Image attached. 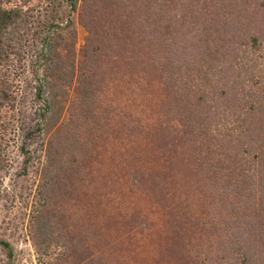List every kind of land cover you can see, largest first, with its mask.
Wrapping results in <instances>:
<instances>
[{
    "label": "trees",
    "instance_id": "1",
    "mask_svg": "<svg viewBox=\"0 0 264 264\" xmlns=\"http://www.w3.org/2000/svg\"><path fill=\"white\" fill-rule=\"evenodd\" d=\"M45 1L0 0V123L15 107V67L27 55L35 61L38 106L20 150L24 173L31 158L44 159L33 223L42 253L55 245L63 248L55 264H85L74 254L82 240L51 231L67 221L64 205L83 193L89 161L99 158L96 133L112 119L103 94L123 61L127 77H159L192 156H200L210 187L208 213L199 216L208 239L202 264H264V0ZM77 13L88 32L80 50ZM125 127L140 137L129 120ZM0 243L12 259L11 243Z\"/></svg>",
    "mask_w": 264,
    "mask_h": 264
},
{
    "label": "rangeland",
    "instance_id": "2",
    "mask_svg": "<svg viewBox=\"0 0 264 264\" xmlns=\"http://www.w3.org/2000/svg\"><path fill=\"white\" fill-rule=\"evenodd\" d=\"M40 2L34 4H47ZM62 17L66 15H57ZM73 19L80 50L88 32L78 13ZM34 63L27 55L15 67V107L4 110L0 123L7 160L0 184V242L8 241L14 249L10 259L0 243V264H55L63 251L54 245L49 254L42 253L36 241L34 206L39 196L35 188L44 159L31 158L24 173L20 150L38 106L31 74ZM121 63L123 70L115 77V69L114 80L103 94L112 119L111 127L96 133L99 158L89 161L92 173L83 193L64 203L67 221L52 229V238L64 230L82 240L84 246L74 254L81 252L85 264H93L95 256H102L104 264H202L208 239L199 216L208 213L202 204L210 187L200 171V156H192L159 77H127L126 65ZM128 120L140 133L137 140L127 135Z\"/></svg>",
    "mask_w": 264,
    "mask_h": 264
}]
</instances>
